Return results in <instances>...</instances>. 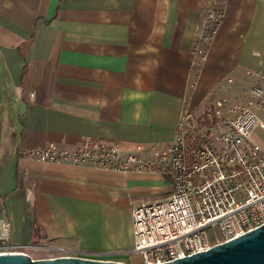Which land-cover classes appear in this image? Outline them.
<instances>
[{"label": "crops", "instance_id": "obj_1", "mask_svg": "<svg viewBox=\"0 0 264 264\" xmlns=\"http://www.w3.org/2000/svg\"><path fill=\"white\" fill-rule=\"evenodd\" d=\"M207 8L224 18L202 61L194 37ZM263 66L264 0H0V218L11 242L140 264L131 208L167 199V178L24 154L85 138L123 155L166 145L186 109L231 96Z\"/></svg>", "mask_w": 264, "mask_h": 264}, {"label": "built area", "instance_id": "obj_2", "mask_svg": "<svg viewBox=\"0 0 264 264\" xmlns=\"http://www.w3.org/2000/svg\"><path fill=\"white\" fill-rule=\"evenodd\" d=\"M223 18L213 8L202 12L194 37V53L202 61ZM246 77L249 84L231 96L186 109L166 145H137L123 155L118 143L85 138L71 151L49 145L24 155L41 163L167 178V199L131 208V254L140 264H166L207 252L264 225V148L253 140L256 130H264V66ZM10 236V222L0 218V255L31 257V252L51 249L58 257L72 256L60 248L16 245Z\"/></svg>", "mask_w": 264, "mask_h": 264}, {"label": "water", "instance_id": "obj_3", "mask_svg": "<svg viewBox=\"0 0 264 264\" xmlns=\"http://www.w3.org/2000/svg\"><path fill=\"white\" fill-rule=\"evenodd\" d=\"M0 264H125L78 257L33 260L26 254H1ZM166 264H264V225L207 252Z\"/></svg>", "mask_w": 264, "mask_h": 264}, {"label": "rangeland", "instance_id": "obj_4", "mask_svg": "<svg viewBox=\"0 0 264 264\" xmlns=\"http://www.w3.org/2000/svg\"><path fill=\"white\" fill-rule=\"evenodd\" d=\"M253 140L264 147V130H256L253 134ZM58 255L59 254L55 253V251L51 249L38 250L30 253L31 259L33 260L57 258Z\"/></svg>", "mask_w": 264, "mask_h": 264}]
</instances>
